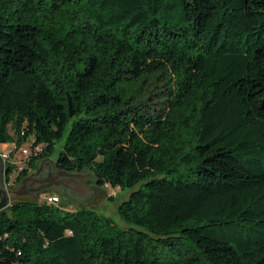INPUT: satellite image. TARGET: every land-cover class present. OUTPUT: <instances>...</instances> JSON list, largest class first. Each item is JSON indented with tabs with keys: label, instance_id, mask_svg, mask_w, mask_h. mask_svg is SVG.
Masks as SVG:
<instances>
[{
	"label": "trees",
	"instance_id": "obj_1",
	"mask_svg": "<svg viewBox=\"0 0 264 264\" xmlns=\"http://www.w3.org/2000/svg\"><path fill=\"white\" fill-rule=\"evenodd\" d=\"M61 140L127 228L14 201L0 264H264V0H0L15 183Z\"/></svg>",
	"mask_w": 264,
	"mask_h": 264
},
{
	"label": "rangeland",
	"instance_id": "obj_2",
	"mask_svg": "<svg viewBox=\"0 0 264 264\" xmlns=\"http://www.w3.org/2000/svg\"><path fill=\"white\" fill-rule=\"evenodd\" d=\"M62 144H63V140L59 141L54 146L52 153L46 159H48L50 162H55L61 150ZM23 148L26 149L28 148V146L24 145ZM12 150H13V145L11 144L0 145V157L2 154L4 153L7 154V152H11ZM24 158L25 156H23L19 150L14 154L12 158L10 157V159L12 160L11 162L12 166L13 167L20 166V164L22 163V159ZM90 180H93V177H92V172H90L89 170H84L80 172L77 177L73 178V181H75V184L77 185L76 190H74V196L78 198L79 200L78 202L79 203L82 202L84 208L91 209L95 211L97 214L112 220L120 228H127L126 224L120 219V217L117 214V206L123 200L128 198L132 190L126 189L121 191L120 189H113L107 186L98 187L94 185ZM4 183L8 191L15 190L20 184L19 183L15 188H13L10 186L8 180L5 179ZM84 183L88 189H85L83 187ZM134 189H136V187L133 188V190ZM44 195L45 193H41L36 198L32 196H22L20 198H17L13 194H9V202L3 208V210H8L10 204L14 201L27 200V201L42 202L44 199ZM1 198H2V194L0 192V200ZM61 204H63L64 207L68 210L79 208L78 206H73L74 204L71 201H67V202L62 201Z\"/></svg>",
	"mask_w": 264,
	"mask_h": 264
},
{
	"label": "water",
	"instance_id": "obj_3",
	"mask_svg": "<svg viewBox=\"0 0 264 264\" xmlns=\"http://www.w3.org/2000/svg\"><path fill=\"white\" fill-rule=\"evenodd\" d=\"M70 116H72L71 111ZM6 172L7 166H5L3 159L0 157V192L2 194V198L0 200V211L8 204L9 194H13L17 198L22 196H32L36 198L41 193L51 191L56 192L61 197L62 201H71L75 206L84 208L83 203H79L78 198L74 196V190H76L77 185L75 184V181H73V178L77 177L80 172H66L59 170L56 167L55 162L43 159L37 162L35 170L22 179L19 186L12 191H8L4 183V176ZM92 177L93 180L90 181L94 185H97V180L95 179L93 173ZM83 187L88 189L85 186V183L83 184Z\"/></svg>",
	"mask_w": 264,
	"mask_h": 264
},
{
	"label": "built area",
	"instance_id": "obj_4",
	"mask_svg": "<svg viewBox=\"0 0 264 264\" xmlns=\"http://www.w3.org/2000/svg\"><path fill=\"white\" fill-rule=\"evenodd\" d=\"M20 152H21V154L23 156H25V158L30 154V150L28 148L24 149L22 147L20 149ZM9 153L10 152H7V154H5V153L2 154L1 155V158L4 161L5 166H11L13 168V170L10 172V175H9V178H8V182L11 184V181H12L14 175L16 174L14 168H16V167L19 168L22 163L20 164V166L13 167L12 166V163H11L12 160L10 159V154ZM43 201L45 203L49 204V205H58V204L61 203V198L58 195H56V194H48V193H45Z\"/></svg>",
	"mask_w": 264,
	"mask_h": 264
},
{
	"label": "flooded vegetation",
	"instance_id": "obj_5",
	"mask_svg": "<svg viewBox=\"0 0 264 264\" xmlns=\"http://www.w3.org/2000/svg\"><path fill=\"white\" fill-rule=\"evenodd\" d=\"M15 181H16V174L14 175V177H13V179L11 181V184H10V186L13 187V188H15L18 185V184L15 183Z\"/></svg>",
	"mask_w": 264,
	"mask_h": 264
},
{
	"label": "crops",
	"instance_id": "obj_6",
	"mask_svg": "<svg viewBox=\"0 0 264 264\" xmlns=\"http://www.w3.org/2000/svg\"><path fill=\"white\" fill-rule=\"evenodd\" d=\"M3 145V144H2ZM48 194H56V195H58L56 192H54V191H51V192H47ZM59 196V195H58ZM60 197V196H59ZM61 198V197H60ZM70 206V205H69ZM73 206H75V205H73Z\"/></svg>",
	"mask_w": 264,
	"mask_h": 264
}]
</instances>
